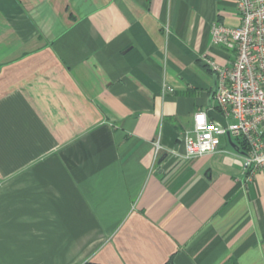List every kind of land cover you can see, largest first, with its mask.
I'll use <instances>...</instances> for the list:
<instances>
[{
    "label": "crops",
    "instance_id": "crops-1",
    "mask_svg": "<svg viewBox=\"0 0 264 264\" xmlns=\"http://www.w3.org/2000/svg\"><path fill=\"white\" fill-rule=\"evenodd\" d=\"M214 23L234 0H0V264H264V167L181 158Z\"/></svg>",
    "mask_w": 264,
    "mask_h": 264
},
{
    "label": "built area",
    "instance_id": "built-area-1",
    "mask_svg": "<svg viewBox=\"0 0 264 264\" xmlns=\"http://www.w3.org/2000/svg\"><path fill=\"white\" fill-rule=\"evenodd\" d=\"M234 4L239 15L237 26L214 23L210 27L212 45L234 53V60L223 66L204 60L215 75V99L226 127L208 121L203 112L196 113L191 134L183 135L181 158L192 161L214 153L220 137L228 135L242 146V167L250 178L264 167V0H234ZM202 113L205 125L200 130L197 116ZM228 119L234 122L228 123ZM160 149L157 143L155 156Z\"/></svg>",
    "mask_w": 264,
    "mask_h": 264
},
{
    "label": "water",
    "instance_id": "water-1",
    "mask_svg": "<svg viewBox=\"0 0 264 264\" xmlns=\"http://www.w3.org/2000/svg\"><path fill=\"white\" fill-rule=\"evenodd\" d=\"M207 116L212 119L214 122L226 127V120L214 109H209L207 111ZM229 141H231L230 137L227 135Z\"/></svg>",
    "mask_w": 264,
    "mask_h": 264
},
{
    "label": "clouds",
    "instance_id": "clouds-1",
    "mask_svg": "<svg viewBox=\"0 0 264 264\" xmlns=\"http://www.w3.org/2000/svg\"><path fill=\"white\" fill-rule=\"evenodd\" d=\"M197 124L200 127V130H202L205 125V115L203 113L197 116ZM209 131H211V128H209ZM205 147H207V145H205ZM203 150L204 149L202 148L201 151Z\"/></svg>",
    "mask_w": 264,
    "mask_h": 264
},
{
    "label": "trees",
    "instance_id": "trees-1",
    "mask_svg": "<svg viewBox=\"0 0 264 264\" xmlns=\"http://www.w3.org/2000/svg\"><path fill=\"white\" fill-rule=\"evenodd\" d=\"M243 149V148H242ZM165 264H171V262H167V263H165Z\"/></svg>",
    "mask_w": 264,
    "mask_h": 264
}]
</instances>
